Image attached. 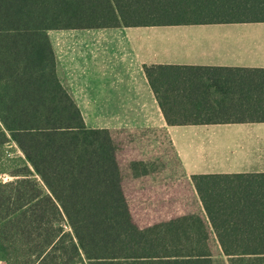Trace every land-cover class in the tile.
Returning <instances> with one entry per match:
<instances>
[{
	"label": "trees",
	"instance_id": "1",
	"mask_svg": "<svg viewBox=\"0 0 264 264\" xmlns=\"http://www.w3.org/2000/svg\"><path fill=\"white\" fill-rule=\"evenodd\" d=\"M256 22H264V0H0V261L218 264L214 236L229 264H264V172L195 174L205 214L136 221L126 170L145 188L148 165L125 166L119 131L86 125L48 34ZM144 70L171 125L264 122V67ZM145 193L163 203L179 191Z\"/></svg>",
	"mask_w": 264,
	"mask_h": 264
},
{
	"label": "crops",
	"instance_id": "2",
	"mask_svg": "<svg viewBox=\"0 0 264 264\" xmlns=\"http://www.w3.org/2000/svg\"><path fill=\"white\" fill-rule=\"evenodd\" d=\"M234 24L239 29H232ZM48 34L59 78L89 128L134 136L140 131L142 138L135 140L146 144L142 153L165 146L175 153L177 166L158 159L156 169L147 164L153 171L141 179L152 178L156 185L188 179L194 187L195 174L264 172V122L171 125L144 70L153 63L264 67V22L69 28Z\"/></svg>",
	"mask_w": 264,
	"mask_h": 264
},
{
	"label": "rangeland",
	"instance_id": "3",
	"mask_svg": "<svg viewBox=\"0 0 264 264\" xmlns=\"http://www.w3.org/2000/svg\"><path fill=\"white\" fill-rule=\"evenodd\" d=\"M202 26H213V25H185V28H199ZM234 27H231L232 29H239L236 27L237 25H232ZM132 132H118V142L121 145V147L124 149V152L121 153L122 155V161L125 162V166H128L130 162L134 160H138V157L143 156L145 158V162L147 164H153L157 163L158 159H165V161L172 166H177L176 162H178L177 157L172 149H170L168 146H165L161 148L160 152H157L153 150L152 152L148 153H142L140 150H142V147L147 148L146 144H143L142 146H139L137 141L135 140V136L138 138H142L143 134L140 133V131H136L135 136L132 135ZM142 135V136H141ZM144 154V155H141ZM231 158V156H230ZM237 157L233 156V159L235 160ZM157 164L154 165V168L156 169ZM161 166H164L163 163H161ZM148 168L153 169V166ZM142 169V168H141ZM149 169L150 171H153ZM126 178L127 180L132 181L129 185V199L132 205L133 214L135 216L136 221L142 225H150L155 222H158L160 220H164L166 218H172L179 214H184L185 212H199L203 213L204 208L200 202V199L198 198V195L194 189V187L189 183L188 179H185V182H179V184H170L166 185L169 190H172L174 193L176 191H179L178 196H176L172 200H166L163 203H160L159 201L153 202V200H149L148 197H152L151 195L145 193V191L150 189H160L161 187L165 186L163 184L156 185V184H149L157 182L154 179L151 178L148 180V184L145 188L142 186L136 185V179L132 180L131 171L126 170ZM145 180L142 178V181ZM162 180V179H160ZM153 181V182H152ZM159 181V180H158ZM147 188V190H146ZM143 198V199H142ZM212 244L215 250L216 258L218 260V264H229L227 261V258L220 252L218 242L216 241L215 237L212 238Z\"/></svg>",
	"mask_w": 264,
	"mask_h": 264
},
{
	"label": "built area",
	"instance_id": "4",
	"mask_svg": "<svg viewBox=\"0 0 264 264\" xmlns=\"http://www.w3.org/2000/svg\"><path fill=\"white\" fill-rule=\"evenodd\" d=\"M0 264H4V263H2V262L0 261Z\"/></svg>",
	"mask_w": 264,
	"mask_h": 264
}]
</instances>
